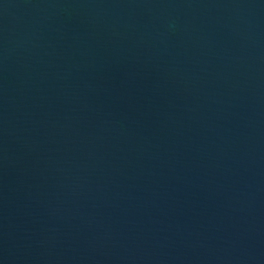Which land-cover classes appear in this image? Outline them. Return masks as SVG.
Segmentation results:
<instances>
[{
  "label": "water",
  "instance_id": "95a60500",
  "mask_svg": "<svg viewBox=\"0 0 264 264\" xmlns=\"http://www.w3.org/2000/svg\"><path fill=\"white\" fill-rule=\"evenodd\" d=\"M0 264H264V0H0Z\"/></svg>",
  "mask_w": 264,
  "mask_h": 264
}]
</instances>
